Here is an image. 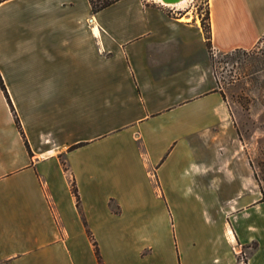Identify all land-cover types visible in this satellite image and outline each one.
Instances as JSON below:
<instances>
[{"label": "crops", "instance_id": "crops-1", "mask_svg": "<svg viewBox=\"0 0 264 264\" xmlns=\"http://www.w3.org/2000/svg\"><path fill=\"white\" fill-rule=\"evenodd\" d=\"M151 1L0 3V45L35 17L0 53V263L99 264L95 240L104 264H264L201 24ZM209 24L214 53L252 48L264 0H209Z\"/></svg>", "mask_w": 264, "mask_h": 264}, {"label": "rangeland", "instance_id": "rangeland-1", "mask_svg": "<svg viewBox=\"0 0 264 264\" xmlns=\"http://www.w3.org/2000/svg\"><path fill=\"white\" fill-rule=\"evenodd\" d=\"M151 2L158 5L154 0ZM159 4L169 15L184 17L189 19L187 21L196 19L200 24L209 10V0H190L184 8ZM34 19L28 11L19 13L17 17L9 16L6 21L8 34L2 33V56L7 57L8 53L13 52L14 30L20 25L30 26ZM204 22L207 25V20ZM209 54L219 87L231 109L236 149L245 157L246 168L254 171L264 195V38L249 49L220 53L209 49Z\"/></svg>", "mask_w": 264, "mask_h": 264}, {"label": "trees", "instance_id": "trees-1", "mask_svg": "<svg viewBox=\"0 0 264 264\" xmlns=\"http://www.w3.org/2000/svg\"><path fill=\"white\" fill-rule=\"evenodd\" d=\"M4 1H6V0H0V3L4 2ZM116 1L117 0H89V3H90V6H91V11L93 13H96V12L108 7L109 5H111L112 3L116 2ZM205 20H207V25H205V22H204ZM201 26H202V29H203L204 34H205L207 46H208L209 49H211L209 10L206 11L205 18H202ZM263 38H264V35H263V37L260 38L259 42H261V40ZM235 50H237V49H235ZM0 86H1L2 90L5 92L6 97L8 99V102L10 103V106H11V108L13 110L11 101L9 100L5 85L3 83V79L1 78V75H0ZM15 121H16L17 126L20 127L19 120H18V118L16 116H15ZM72 190H73V193L76 195L77 205H78L79 204V198H78V195H77L76 188H75L74 184L72 185ZM263 200H264V197H263ZM89 236L91 237V235H89ZM92 243H93L95 254H96V257H97V260H98L99 264H104L103 261H102V258H101V255H100V252H99V249H98L96 241L92 240ZM0 264H8V262H1Z\"/></svg>", "mask_w": 264, "mask_h": 264}, {"label": "bare ground", "instance_id": "bare-ground-1", "mask_svg": "<svg viewBox=\"0 0 264 264\" xmlns=\"http://www.w3.org/2000/svg\"><path fill=\"white\" fill-rule=\"evenodd\" d=\"M156 1L160 2L161 4H165V5H169V6L173 5L174 7L177 6L179 8H184L187 6V4L190 0H175L176 2H172V3L171 2H164L163 0H156ZM181 20H184V17H182Z\"/></svg>", "mask_w": 264, "mask_h": 264}, {"label": "water", "instance_id": "water-1", "mask_svg": "<svg viewBox=\"0 0 264 264\" xmlns=\"http://www.w3.org/2000/svg\"><path fill=\"white\" fill-rule=\"evenodd\" d=\"M164 2H176L175 0H163Z\"/></svg>", "mask_w": 264, "mask_h": 264}, {"label": "built area", "instance_id": "built-area-1", "mask_svg": "<svg viewBox=\"0 0 264 264\" xmlns=\"http://www.w3.org/2000/svg\"><path fill=\"white\" fill-rule=\"evenodd\" d=\"M163 5V4H162ZM165 5V4H164Z\"/></svg>", "mask_w": 264, "mask_h": 264}]
</instances>
